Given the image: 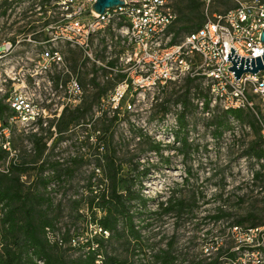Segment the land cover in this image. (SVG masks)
I'll return each instance as SVG.
<instances>
[{"label":"built area","instance_id":"2783aa9c","mask_svg":"<svg viewBox=\"0 0 264 264\" xmlns=\"http://www.w3.org/2000/svg\"><path fill=\"white\" fill-rule=\"evenodd\" d=\"M96 1L0 0V99L9 107L4 132L17 129L45 134L51 138L49 145L61 143L60 123L66 112L80 107L89 91L104 88L84 140L62 141L71 149L70 155L57 162L72 168L83 159L91 164L92 181L102 178L107 182L106 145L99 138L97 118L106 112L109 120L117 117L113 129L120 125L136 128L125 117L136 111L139 95L175 91L193 95L192 84L197 83L203 95H208L199 102L203 114L230 109L252 112L264 136V71L244 72L235 79L228 69L234 64L227 60L231 47L245 58L263 54L264 0H200L203 23L176 40L171 31L177 18L173 0H125L103 14L92 8ZM89 188L97 191L95 185L82 186L78 193H68V200L87 195ZM94 210L98 217L102 215L101 209ZM81 211L86 219L71 227L67 242L62 222L55 228L46 227L47 242L75 248L94 236H110L87 206ZM216 225V230L203 235L208 242L206 256L230 245L220 258L222 264H264L263 225L222 220ZM74 226L84 230L74 234ZM96 246H86L82 252ZM96 263L103 264L102 255Z\"/></svg>","mask_w":264,"mask_h":264},{"label":"rangeland","instance_id":"374dc122","mask_svg":"<svg viewBox=\"0 0 264 264\" xmlns=\"http://www.w3.org/2000/svg\"><path fill=\"white\" fill-rule=\"evenodd\" d=\"M178 1L180 0H174L175 3ZM185 24L190 25L191 22L175 23L173 27L178 29ZM10 28L6 27V30ZM186 32L188 31L184 30L183 34ZM192 85L193 95H184V91H175L168 95H139L136 111L127 113L125 117L130 123H134L136 128L120 125L117 129L105 132L109 143L108 154L116 151V159L121 165L123 176L135 173L133 166L137 161L151 168L145 178L143 190L150 198V210L158 209V202L167 198L168 187L179 199L191 201L196 197L198 201L192 212L186 210L180 216L175 212L153 216L152 227L142 230L148 244L144 255L135 256L133 242L128 244L123 240L113 243L109 250L110 255L131 260L134 264H161L154 256L161 249H166L167 243L173 240L172 254L177 257L174 264H182L197 255L200 256L206 242L203 235L206 231L217 229V222L210 216L217 214L220 209L230 213L221 219L223 222L233 223L244 219V225L264 226V159L257 160L251 152V147L258 138L257 133L249 122L232 119V128L225 130L223 136L216 139L213 136L214 126L211 121L212 115L219 112L215 110L203 114L199 102L208 95H203L204 91L200 90L197 83ZM96 92H88L84 106L91 105V109L79 124H72L60 135L58 141L61 143L49 145V135H41L43 143L46 144L41 158H36L34 141L30 136L32 132H20L17 129L4 132L0 128V147L8 152L6 158L0 161V171L6 169L12 161L26 163L29 169L21 178L26 190L50 196L54 205L67 204L68 193H78V190L90 181L89 162L73 164L71 177H65L62 181L56 180L47 189L40 180L51 175L49 173L56 169H64L57 162L58 159H67L70 155L71 149L62 144L64 141L75 143L84 140L88 131L87 124L92 122L96 115ZM184 96L189 100L187 129L192 149L187 155L177 149L171 150L170 163L166 166L161 163L159 156L149 150L150 141L156 139L163 143H174L172 132L178 127L176 114L183 109L181 104H176V100ZM163 107H168L166 116H163ZM247 113L257 126L262 125L256 120L254 113ZM261 117L264 124V112ZM97 124L104 125L99 121L95 126ZM138 128L142 129L144 135H139ZM260 143L264 148L263 134ZM176 146L180 147V143H176ZM42 165L44 169H41ZM142 168L141 165L140 169ZM257 173L259 177H256ZM47 207L48 204L43 203L37 208L44 210Z\"/></svg>","mask_w":264,"mask_h":264},{"label":"trees","instance_id":"16d2710c","mask_svg":"<svg viewBox=\"0 0 264 264\" xmlns=\"http://www.w3.org/2000/svg\"><path fill=\"white\" fill-rule=\"evenodd\" d=\"M173 7L177 14L174 24L191 22L190 25L185 24L178 29L171 27V31L175 32L174 40L179 35H183L184 30L189 33L200 27L204 21L200 0H180L176 3L173 0ZM104 90V88H99L96 92L97 102ZM85 100L77 109L66 112L60 123V132L62 134L72 124H79L80 120L91 109V105L84 106ZM176 104H181L183 109L176 114L178 127L172 132L174 143H163L160 140L153 139L150 141L149 146V150L159 156L161 163H165L166 166H169L170 163L171 150L177 149L187 155L192 149L187 129L189 104L187 96L182 99L179 97L176 100ZM209 104L210 101L206 98L205 107L208 108ZM167 112L168 107H163V116H166ZM8 113L9 107L0 99V128L2 130L8 125ZM116 119L117 117H114L109 120L106 117V112H103L95 121V124L98 121L104 123L103 126L97 124V130L100 131L99 138L106 145V151L103 156L105 158L104 173L107 178V182L102 178H98L95 181H92V178L90 179L87 183L88 187L95 185L97 191L89 188L87 195H80L76 199H71L65 205L64 203L54 205L50 196L26 190L24 182L21 181L22 174L29 169L26 163L19 164L16 161H12L6 169L0 171V264H39L38 260L42 261V264H97L98 255L103 256V264H134L131 260L121 259L119 256L109 254L110 247L114 242L121 240L128 244L133 242V254L135 256L144 255L148 244L142 230L152 227L154 224L153 216H163L172 212L180 216L186 210L192 212L194 206H197L196 197L191 201L179 199L168 187L166 190V194L169 193L167 198L158 202V209L150 210V198L143 193V190L145 188V178L150 173L151 168L137 161L133 166L135 173H128L123 176L121 174V165L116 159V151L113 150L111 154H108L109 143L106 140L105 132L114 130L112 125ZM232 119L240 122H249L258 136L251 147V152L257 160L264 159V148H262L260 143L263 126H257L245 110L230 109L213 114L211 121L214 126L213 136L216 139H220L225 130L232 128ZM256 120L258 119L256 118ZM138 131L140 136L144 135L141 128H138ZM30 136L34 141L36 158H41L43 147L46 145L43 143V137L37 133H31ZM176 143H180V147H177ZM6 154L8 152L0 147V161L6 158ZM78 162H83V159L75 163ZM141 165L143 166L142 169H140ZM41 169H44V165H42ZM72 171L70 167L64 168L62 171L55 170L53 175L41 178L40 182L47 189L52 182L56 180L62 181L65 177H71ZM188 172L190 171L188 170ZM256 177H259L258 173ZM185 180L187 181L188 179L186 178ZM43 203L48 204L47 209L37 208L38 205ZM84 206L88 207L92 218L98 220L99 226L109 230L110 236L107 239L94 236L85 245L75 248L69 244L67 247H61L58 244L50 245L45 238L46 227L55 228L56 224L62 222L61 228L65 229L64 239L67 242L69 237H71V227L77 222H84L86 219L85 211H81ZM95 207L101 209L102 215L100 217L96 215ZM229 215L230 213L220 209L217 214L211 215L210 218L218 222ZM233 223L244 225V219ZM257 225L260 224L250 226ZM74 230V234H76L79 231H83L84 227L74 226ZM173 243L174 241L170 240L167 243V248L161 249L154 256L156 261H161V264H174L176 262L177 257L172 254ZM94 244H97V246L82 252L84 247ZM207 244L208 242H204L200 256L197 255L182 264H222L220 258L227 254L226 252L229 251L230 245L222 246L216 255L206 256L204 250ZM78 253L79 255L75 256Z\"/></svg>","mask_w":264,"mask_h":264},{"label":"water","instance_id":"95a60500","mask_svg":"<svg viewBox=\"0 0 264 264\" xmlns=\"http://www.w3.org/2000/svg\"><path fill=\"white\" fill-rule=\"evenodd\" d=\"M123 3H125V0H97L92 8L96 12L103 14L106 9L122 5ZM260 39L264 43V28L261 32ZM235 51L231 47V55L229 53L227 57V60H231L234 64L228 67V69L234 72L235 79H239L244 72L256 74L259 71H264V52L257 57L245 58L235 54Z\"/></svg>","mask_w":264,"mask_h":264}]
</instances>
